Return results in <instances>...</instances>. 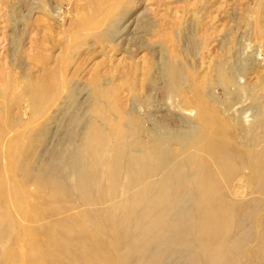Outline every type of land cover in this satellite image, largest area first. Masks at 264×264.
<instances>
[{
	"label": "rangeland",
	"instance_id": "obj_1",
	"mask_svg": "<svg viewBox=\"0 0 264 264\" xmlns=\"http://www.w3.org/2000/svg\"><path fill=\"white\" fill-rule=\"evenodd\" d=\"M0 117V264H264V0H0Z\"/></svg>",
	"mask_w": 264,
	"mask_h": 264
},
{
	"label": "bare ground",
	"instance_id": "obj_2",
	"mask_svg": "<svg viewBox=\"0 0 264 264\" xmlns=\"http://www.w3.org/2000/svg\"><path fill=\"white\" fill-rule=\"evenodd\" d=\"M5 123V122H4ZM2 125H4V124H2ZM7 126V125H6ZM3 127H5V126H3ZM3 129H5V128H3ZM3 129H2V126H1V117H0V136L2 135V132H3ZM5 133V132H4ZM1 138V137H0ZM7 141V140H6ZM203 164V163H202ZM205 164V163H204ZM10 166V165H9ZM202 166V165H201ZM205 166H206V164H205ZM204 166V168H206ZM12 168H13V166H12ZM10 170H11V168H9ZM7 173V172H6ZM233 173V172H232ZM14 177V176H13ZM8 181V180H7ZM17 182H18V180H17ZM13 184V183H12ZM22 189V188H21ZM172 207V206H171ZM28 210V209H27ZM169 210H170V207H169ZM168 210H166L165 212H167ZM172 212H173V210H171ZM27 212V211H26ZM164 212V218L166 217V219H169L168 221H166L164 224H162L160 227H159V229H158V231L159 232H162V234H165V235H167V234H170V233H172V232H176V220H175V218L174 217H170L169 218V216L168 215H166V213ZM27 215V214H26ZM19 216V215H18ZM176 217V216H175ZM153 232V231H152ZM166 238V237H165ZM184 243V242H183ZM182 243V244H183ZM24 255V254H23Z\"/></svg>",
	"mask_w": 264,
	"mask_h": 264
}]
</instances>
